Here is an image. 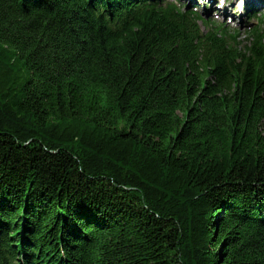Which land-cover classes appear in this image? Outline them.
I'll return each instance as SVG.
<instances>
[{"label":"trees","instance_id":"16d2710c","mask_svg":"<svg viewBox=\"0 0 264 264\" xmlns=\"http://www.w3.org/2000/svg\"><path fill=\"white\" fill-rule=\"evenodd\" d=\"M263 37L0 0V264H264Z\"/></svg>","mask_w":264,"mask_h":264},{"label":"bare ground","instance_id":"6f19581e","mask_svg":"<svg viewBox=\"0 0 264 264\" xmlns=\"http://www.w3.org/2000/svg\"><path fill=\"white\" fill-rule=\"evenodd\" d=\"M188 3H191V1L186 0ZM257 6H262L264 5V0H253ZM139 3L138 0H130V4H132V6H136V4ZM212 5H207V7H211ZM125 8H123L121 13H124ZM208 11H211V8L208 9ZM208 11L206 10V13H208ZM209 14V13H208ZM214 30V29H212Z\"/></svg>","mask_w":264,"mask_h":264},{"label":"clouds","instance_id":"9594fccd","mask_svg":"<svg viewBox=\"0 0 264 264\" xmlns=\"http://www.w3.org/2000/svg\"><path fill=\"white\" fill-rule=\"evenodd\" d=\"M226 0H219V6L223 7L225 4ZM244 10V0H239V11L242 13Z\"/></svg>","mask_w":264,"mask_h":264},{"label":"rangeland","instance_id":"374dc122","mask_svg":"<svg viewBox=\"0 0 264 264\" xmlns=\"http://www.w3.org/2000/svg\"><path fill=\"white\" fill-rule=\"evenodd\" d=\"M201 2L202 1H199V4L201 5ZM205 2V1H204ZM208 9H209V7H207V6H205V7H202L201 6V13L205 16V17H207L208 16V13H206V10L208 11ZM240 32H242L243 33V26H241L240 27ZM5 221H7V220H5Z\"/></svg>","mask_w":264,"mask_h":264}]
</instances>
